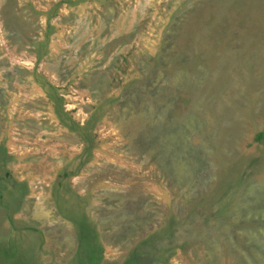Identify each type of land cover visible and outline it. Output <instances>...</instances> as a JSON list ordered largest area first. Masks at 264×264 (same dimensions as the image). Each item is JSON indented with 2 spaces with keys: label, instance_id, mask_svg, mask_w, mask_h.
Wrapping results in <instances>:
<instances>
[{
  "label": "rangeland",
  "instance_id": "rangeland-1",
  "mask_svg": "<svg viewBox=\"0 0 264 264\" xmlns=\"http://www.w3.org/2000/svg\"><path fill=\"white\" fill-rule=\"evenodd\" d=\"M262 131L264 0H0V247L22 263L73 264L84 217L116 264L174 215L164 264H264Z\"/></svg>",
  "mask_w": 264,
  "mask_h": 264
},
{
  "label": "trees",
  "instance_id": "trees-1",
  "mask_svg": "<svg viewBox=\"0 0 264 264\" xmlns=\"http://www.w3.org/2000/svg\"><path fill=\"white\" fill-rule=\"evenodd\" d=\"M153 125H154V122H147V125L145 126L150 129V127ZM144 129L147 130L146 128ZM159 138H160V135L157 136L158 141H159ZM263 138H264V131L257 134L258 140H262ZM154 149H155V152H153V156L156 158L159 154L158 153L159 145L155 144L151 148V150H154ZM5 155H7L6 151L3 148H0V157H1L0 166L3 163V157ZM157 163L160 164L158 160H157ZM177 165H178V162L175 163V167ZM2 166H6L5 163ZM160 167H162L161 164H160ZM6 173H7V178L10 177L11 175L10 171L7 170ZM63 187L67 188V185L61 184V188ZM4 190L8 192L9 195L11 196L12 194L11 188H8V185L4 187ZM59 192H60V189L54 190L53 196L55 197V199L57 198V195ZM0 198L1 200L5 198V194L3 190L1 191ZM80 200H76V204L78 206H81L82 202ZM233 207H232V212H233ZM198 211L203 213V209L202 210L198 209ZM8 216L11 217L12 212L10 213V215L8 214ZM74 222L77 225V227L81 230V233L78 236L80 247L76 253V257L72 259L73 264H102L103 258H104L103 244L101 243L100 245L97 239V232L91 226L93 222L91 221L92 222L91 223L87 218H84V217L79 218V219H74ZM200 223L201 221L196 222L195 224H200ZM185 224L190 227L196 226L195 224H192L186 221H185ZM228 224L227 226H230ZM183 228H184L183 222L179 223V221H177L175 216L171 215L168 221L164 225H161L158 230L151 232V233L144 234L139 239H136L132 243L131 248L127 250V253L124 256H122V259L117 261L116 264H162V263L164 264L169 258H171L173 254L172 252H174L175 249L179 247L178 240L180 238H184L183 240H186L187 242L189 236L184 235V232L182 231ZM219 229H221L220 226H219ZM191 230L194 231V228H191ZM85 231H93V235L91 234L88 237L89 234L88 232L85 233ZM223 236H221L220 238H223ZM154 239L156 240L160 239L161 243L158 244V246L153 245L152 240ZM91 240L92 242H90ZM213 245H215L214 242L209 243L208 250L210 252L211 259L215 261L217 260V258L216 256H214V254H216V252L214 251H216V248H219V247H215ZM227 248H228V245H227ZM219 249H221V247ZM230 253H231V257L236 260L237 254L235 252V245L232 246V251H230L229 254ZM18 254H20V246L16 242L13 235L10 234V236L7 239V242L3 243L0 247V256L3 255L5 257L3 260L4 264H26V262L25 263L21 262L19 258L21 255H18Z\"/></svg>",
  "mask_w": 264,
  "mask_h": 264
},
{
  "label": "bare ground",
  "instance_id": "bare-ground-1",
  "mask_svg": "<svg viewBox=\"0 0 264 264\" xmlns=\"http://www.w3.org/2000/svg\"><path fill=\"white\" fill-rule=\"evenodd\" d=\"M12 50V49H11ZM167 143V142H166ZM158 145V144H157ZM168 145V144H167ZM158 156L156 157L157 158V160L160 162V164H161V166L163 165V164H165L166 162L165 161H163V159L164 158H166L167 157V159L169 160V158L170 157H173L170 153H167V151L165 152V150L164 149H162L161 148V146H159V150H158ZM170 161V160H169ZM172 161H170V163H171ZM176 163V162H175ZM179 164V163H178ZM178 166V165H177ZM177 166L176 167H173V169L175 170V171H178V169H177ZM179 172H181V171H179ZM191 179V178H190ZM218 249L219 248H216V251H214V252H217L218 251Z\"/></svg>",
  "mask_w": 264,
  "mask_h": 264
},
{
  "label": "water",
  "instance_id": "water-1",
  "mask_svg": "<svg viewBox=\"0 0 264 264\" xmlns=\"http://www.w3.org/2000/svg\"><path fill=\"white\" fill-rule=\"evenodd\" d=\"M148 118H149V119H148ZM147 119H148V122H154V125L150 127V129H151L150 132H149V129H148V127H147V131L149 132V134H151L152 131H159V126H158V124H157L158 122L156 123L154 119H152L151 117H148V116H147ZM162 134H163V133H162ZM158 135H159V134H158ZM154 142H158V141H157V140H154ZM247 210H248V209H246V210L244 211V213L247 212ZM242 214H243V213H242ZM226 227H229V226L226 225ZM229 229H230V228H229ZM239 245H240V244H239ZM236 248H238V247L236 246ZM236 248H235V252H236V254H241L242 256H244V257L246 258V253H245V251L243 250L244 252H240V251H238Z\"/></svg>",
  "mask_w": 264,
  "mask_h": 264
}]
</instances>
